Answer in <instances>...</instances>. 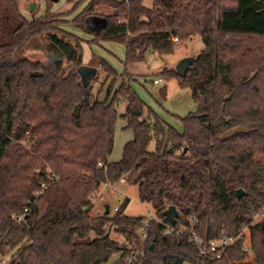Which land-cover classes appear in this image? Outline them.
I'll return each mask as SVG.
<instances>
[{
    "label": "trees",
    "instance_id": "1",
    "mask_svg": "<svg viewBox=\"0 0 264 264\" xmlns=\"http://www.w3.org/2000/svg\"><path fill=\"white\" fill-rule=\"evenodd\" d=\"M85 1L28 19L18 0H0V264H251L245 238L221 258L200 256L193 240L244 229L256 264H264V0H88L69 19ZM92 17L104 19L98 33L89 29ZM68 24L94 37L84 40ZM196 35L204 47L186 74L167 67L158 73L191 90L196 110L181 118L179 133L152 119L128 66L149 52L172 55L174 37ZM106 40L125 45V70L91 56L104 84L111 79L100 99L96 76L85 86L79 68L83 43ZM31 42L45 60L21 56ZM119 118L134 138L112 162ZM122 179L155 210L146 228L145 216L124 213L125 200L112 216L92 215L101 185ZM170 205L180 213L175 224L164 215Z\"/></svg>",
    "mask_w": 264,
    "mask_h": 264
},
{
    "label": "rangeland",
    "instance_id": "2",
    "mask_svg": "<svg viewBox=\"0 0 264 264\" xmlns=\"http://www.w3.org/2000/svg\"><path fill=\"white\" fill-rule=\"evenodd\" d=\"M87 1L88 0L79 5L74 13L70 15L69 19H72L77 13H79L85 7ZM33 3L36 5L34 9L31 7ZM18 5L21 13L28 19H32L44 16L47 13L66 11L72 8L74 3L71 2V0H18ZM145 5L151 6L152 0H145ZM90 20V25H94L95 23H93L92 20L100 19L99 17H94ZM66 29L75 34H80V32L83 31L82 29V31H80L72 24L66 25ZM86 45L83 46V61L84 59L89 58L90 54L93 53L106 60L119 74L124 72L126 48L123 43L106 40L100 41L99 43L86 42ZM203 47L204 44L201 36L196 35L191 40H180L179 42H175V51L172 55L160 56L157 53L149 52L146 61L128 66V71L131 75L134 76L137 74L138 76V80L132 81L131 86L145 101L146 105L152 109V119H155V116L158 117L162 122L166 125L172 126L179 133H182L184 130L181 118H184L190 112L196 110V105L193 102L190 88L181 87L176 78L169 80L162 78L159 84H154L152 81L154 79H159L158 73L163 69L167 62L173 69H175V65H177L182 59H194ZM21 56L34 60L46 59V53L42 50L40 44L36 42H31L22 52ZM83 64L85 63L83 62ZM104 80L105 72L100 71L99 74L97 73L96 79L92 82L95 93H98V91L102 89L99 94L100 99L106 98L111 81L110 79L104 84ZM120 83L121 79L119 78L117 86ZM164 87L167 88V97L163 99L159 96V93ZM125 103L127 102L124 101L120 104V113L125 112ZM127 124L128 123L124 118H119L117 122L115 144L110 156V161L112 162L119 161L122 158L125 144L134 138L133 130L126 128ZM155 147L156 141L153 140L150 144V149H155ZM92 200L94 202V208L91 211L93 216L103 214L106 211V206H109L110 215L112 216L116 213L115 207H122L120 201L125 200L129 201L124 211L126 215L145 216L147 218L156 217L153 207L148 203H142L139 199L138 187L130 184L125 179H122L113 185L108 183L102 184L99 191L92 196ZM261 218L262 216L258 215L256 220H260ZM246 232L251 249L248 259L256 263L257 259L255 251L252 248L251 233L248 229H246ZM112 237L125 243V239L118 234L112 233ZM119 257V254L115 255L110 262L112 263L113 261H116ZM184 264L190 263L185 262Z\"/></svg>",
    "mask_w": 264,
    "mask_h": 264
},
{
    "label": "built area",
    "instance_id": "3",
    "mask_svg": "<svg viewBox=\"0 0 264 264\" xmlns=\"http://www.w3.org/2000/svg\"><path fill=\"white\" fill-rule=\"evenodd\" d=\"M174 42H179L180 40L177 37L173 38ZM160 80L159 79H154L153 83L157 84ZM99 165L102 166V163H99ZM47 188L46 184H42V188L35 192V196L37 197L39 194L43 193L44 190ZM124 200L120 201V204L123 203ZM120 208L119 207H115V211H118ZM28 208L25 209V213L28 212ZM13 218L16 219V221L21 222L24 219V215H13ZM151 219H157L155 218H147L143 221V225L146 228V226L148 225L149 221ZM144 228V230H145ZM249 230V229H248ZM168 233H179L178 230H175L172 227H169L167 229ZM241 238H245L244 240V244H243V248L245 251L249 252L251 251L250 249V242L248 240V236H247V232L246 229L242 230L239 234L235 235V236H228V235H222L219 238L216 239H212L211 241H209L208 243H205L203 240H201L200 238H198L195 234H193V240L195 241L198 249H199V255L200 256H210L212 258H221L223 253L227 250L228 247L232 246L233 244L237 243ZM247 239V241H246ZM247 262H250L251 264H256L255 262H253L252 260L247 259Z\"/></svg>",
    "mask_w": 264,
    "mask_h": 264
},
{
    "label": "water",
    "instance_id": "4",
    "mask_svg": "<svg viewBox=\"0 0 264 264\" xmlns=\"http://www.w3.org/2000/svg\"><path fill=\"white\" fill-rule=\"evenodd\" d=\"M35 3L32 4V9L35 8ZM194 59H182L175 67L178 75L180 76H184L188 70V68L190 67V65L192 64ZM79 73L81 75V81L85 86H89V84L91 83V81L95 78V76L98 73V69L95 66H91V65H86L83 64L82 66H80L79 68ZM237 194L238 197H242L244 195V190L238 189L237 190ZM110 211L109 206H106V211L105 213L108 214ZM164 215L166 216V218L172 223L175 224L176 220L178 219L180 213L179 210L177 209V207L175 205H170L165 211H164Z\"/></svg>",
    "mask_w": 264,
    "mask_h": 264
},
{
    "label": "crops",
    "instance_id": "5",
    "mask_svg": "<svg viewBox=\"0 0 264 264\" xmlns=\"http://www.w3.org/2000/svg\"><path fill=\"white\" fill-rule=\"evenodd\" d=\"M68 18H70V16H68ZM100 20H92L93 21V23H95L94 25H88L89 26V29L91 30V31H93V32H99V30L101 29V27H102V25L104 24V19L103 18H99ZM91 21V20H90ZM95 21V22H94ZM97 21V22H96ZM75 27V26H74ZM80 31H82L81 29H79ZM94 33H87V32H85V31H82V32H80V34L78 33L77 35H79V36H81L83 39H85V40H89V39H92L93 37H94V35H93ZM84 45H86V42H84L83 43V46ZM87 46V45H86ZM93 55V53H91L90 54V56H89V58H87V59H84V63L85 64H88V62H89V60L91 59V56ZM133 65V64H132ZM165 67H167V68H172V66H170V64L167 62L165 65H164V67H163V69L165 68ZM175 67H176V65H175ZM134 78L136 79V80H138V76H137V74H135L134 75ZM161 77H159V80L161 81ZM160 81L157 83V84H159L160 83ZM153 82V81H152ZM167 89V88H166ZM159 96H160V93H159ZM161 97V96H160ZM166 97H167V95H166ZM123 105V104H122ZM122 105H121V107H122ZM127 103H125V110H126V108H127ZM119 107H120V105H119ZM121 113H124V112H121Z\"/></svg>",
    "mask_w": 264,
    "mask_h": 264
}]
</instances>
